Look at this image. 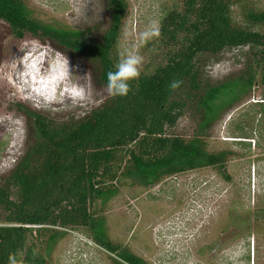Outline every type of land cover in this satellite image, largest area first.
Instances as JSON below:
<instances>
[{
  "label": "trees",
  "instance_id": "1",
  "mask_svg": "<svg viewBox=\"0 0 264 264\" xmlns=\"http://www.w3.org/2000/svg\"><path fill=\"white\" fill-rule=\"evenodd\" d=\"M106 2L108 26L98 40L89 31L36 19L22 0H0V21L16 38L31 35L87 61L106 88L129 9L126 0ZM160 30L163 62L132 81L126 97L60 119L28 111L27 148L0 180V264H8L10 253L24 264H49L68 231L88 234L117 255L116 264H147L112 243L104 216L109 203L126 186L149 188L193 170H225L228 153L208 151L205 137L241 95L264 85V9L247 0H183L181 10L163 16ZM240 47L250 48L246 73L207 86L203 57ZM173 80L183 81L178 90L169 88ZM187 108L201 114L196 135L168 134Z\"/></svg>",
  "mask_w": 264,
  "mask_h": 264
},
{
  "label": "rangeland",
  "instance_id": "2",
  "mask_svg": "<svg viewBox=\"0 0 264 264\" xmlns=\"http://www.w3.org/2000/svg\"><path fill=\"white\" fill-rule=\"evenodd\" d=\"M34 17L44 22L89 31L98 40L108 26L106 0H22ZM126 25L142 31L150 19L181 10L183 0H126ZM264 9V0H247ZM242 22L241 9L235 8ZM49 56L36 67L18 65L21 47L28 45ZM122 33L120 43H122ZM157 40L141 48L142 73L153 71L164 60ZM61 52L50 43L27 35L16 38L0 21V180L12 171L29 141L28 111L64 118L82 115L102 105L110 96L99 84L91 65L77 57L69 59L73 80L84 87L88 98L76 101L60 97L49 102L47 94L58 81L52 57ZM249 47L231 48L219 56L202 59L204 81L218 86L238 79L247 71ZM97 83H96V81ZM58 93V89H57ZM201 114L187 108L168 134L196 135ZM28 131V132H27ZM28 133V134H27ZM207 150L227 152L225 170L203 168L166 178L143 188L126 186L112 200L106 217L113 244L129 249L147 264H264V85L259 82L224 112L205 137ZM82 231H68L57 245L49 264H116L108 251Z\"/></svg>",
  "mask_w": 264,
  "mask_h": 264
},
{
  "label": "clouds",
  "instance_id": "3",
  "mask_svg": "<svg viewBox=\"0 0 264 264\" xmlns=\"http://www.w3.org/2000/svg\"><path fill=\"white\" fill-rule=\"evenodd\" d=\"M161 36L160 20L150 19L142 31H137L135 24L126 25L122 32V43H118V61L114 70L106 74V92L110 97H126L131 91V82L138 80L142 73L145 57L141 54V48L147 46ZM32 45H39V41H32ZM44 45H39L40 51L35 47L25 46L19 48L22 56L15 59L18 65L24 67H36V60L43 62L49 53L42 51ZM54 60L53 68L56 73L55 79L59 82L56 89L49 91L47 100L49 102L60 97H68L76 101H83L88 98V93L84 87L73 80V67L70 65L67 56L61 52H56L52 57ZM183 81L173 80L169 83L172 91L178 90ZM58 89V93H57ZM8 264H24L22 258L17 254L10 253Z\"/></svg>",
  "mask_w": 264,
  "mask_h": 264
}]
</instances>
